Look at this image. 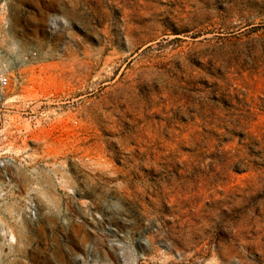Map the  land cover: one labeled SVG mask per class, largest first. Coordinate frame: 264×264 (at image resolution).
Here are the masks:
<instances>
[{"label":"rangeland","instance_id":"374dc122","mask_svg":"<svg viewBox=\"0 0 264 264\" xmlns=\"http://www.w3.org/2000/svg\"><path fill=\"white\" fill-rule=\"evenodd\" d=\"M0 264H264V0H0Z\"/></svg>","mask_w":264,"mask_h":264},{"label":"built area","instance_id":"2783aa9c","mask_svg":"<svg viewBox=\"0 0 264 264\" xmlns=\"http://www.w3.org/2000/svg\"><path fill=\"white\" fill-rule=\"evenodd\" d=\"M1 82H2L3 84H7V83H8V78H7V77H3V78L1 79Z\"/></svg>","mask_w":264,"mask_h":264}]
</instances>
